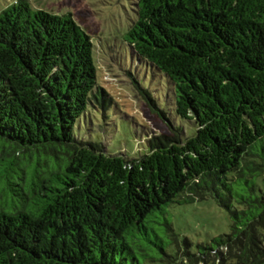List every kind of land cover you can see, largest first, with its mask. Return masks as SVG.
Instances as JSON below:
<instances>
[{"label": "trees", "instance_id": "16d2710c", "mask_svg": "<svg viewBox=\"0 0 264 264\" xmlns=\"http://www.w3.org/2000/svg\"><path fill=\"white\" fill-rule=\"evenodd\" d=\"M133 6L124 42L195 128L159 110L170 131L135 158L74 134L114 101L72 13L0 11V264H264V0ZM209 197L231 231L193 249L168 211Z\"/></svg>", "mask_w": 264, "mask_h": 264}, {"label": "rangeland", "instance_id": "374dc122", "mask_svg": "<svg viewBox=\"0 0 264 264\" xmlns=\"http://www.w3.org/2000/svg\"><path fill=\"white\" fill-rule=\"evenodd\" d=\"M29 1L35 8L58 14L72 13L95 44L98 81L114 104L106 114L101 109L88 107L86 117L74 128L77 138L102 143L112 154L138 157L146 152L149 136L170 131L159 110H164L175 125L183 127L186 135L195 133L192 122L176 115L173 96L163 75L149 70L144 61L140 63L124 42V34L136 19L133 0ZM12 2L0 0V11ZM144 89L158 103L156 108L148 104L142 94ZM168 217L180 238L192 242L193 249L231 231L229 212L213 197L174 204L169 208ZM211 258L215 259L214 252Z\"/></svg>", "mask_w": 264, "mask_h": 264}]
</instances>
